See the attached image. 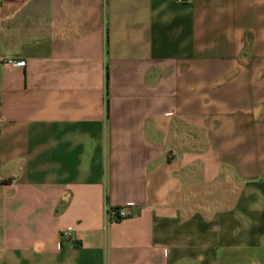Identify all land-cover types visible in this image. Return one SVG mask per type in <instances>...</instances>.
Segmentation results:
<instances>
[{
	"label": "crops",
	"instance_id": "obj_1",
	"mask_svg": "<svg viewBox=\"0 0 264 264\" xmlns=\"http://www.w3.org/2000/svg\"><path fill=\"white\" fill-rule=\"evenodd\" d=\"M0 264H264V0H0Z\"/></svg>",
	"mask_w": 264,
	"mask_h": 264
},
{
	"label": "built area",
	"instance_id": "obj_2",
	"mask_svg": "<svg viewBox=\"0 0 264 264\" xmlns=\"http://www.w3.org/2000/svg\"><path fill=\"white\" fill-rule=\"evenodd\" d=\"M183 1V0H179ZM12 65L14 66H23L24 62H16L13 63ZM133 204L131 202H128L122 206L112 208L110 210V215L113 220H121L127 216H129L128 210L132 208ZM62 238H71L72 237V228L68 227L65 230L62 231L61 233Z\"/></svg>",
	"mask_w": 264,
	"mask_h": 264
}]
</instances>
